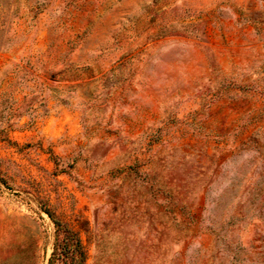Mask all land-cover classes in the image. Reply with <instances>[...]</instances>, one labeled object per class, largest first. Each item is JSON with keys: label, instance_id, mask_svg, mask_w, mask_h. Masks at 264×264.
<instances>
[{"label": "rangeland", "instance_id": "rangeland-1", "mask_svg": "<svg viewBox=\"0 0 264 264\" xmlns=\"http://www.w3.org/2000/svg\"><path fill=\"white\" fill-rule=\"evenodd\" d=\"M0 264H264V0H0Z\"/></svg>", "mask_w": 264, "mask_h": 264}, {"label": "trees", "instance_id": "trees-1", "mask_svg": "<svg viewBox=\"0 0 264 264\" xmlns=\"http://www.w3.org/2000/svg\"><path fill=\"white\" fill-rule=\"evenodd\" d=\"M61 233H64L65 235L63 238L61 237ZM71 250H73V252H83L81 242L77 239L74 233L59 227L56 237L55 250L53 253L54 258L56 256H61V253L63 255L69 254ZM65 261L67 263V260Z\"/></svg>", "mask_w": 264, "mask_h": 264}]
</instances>
